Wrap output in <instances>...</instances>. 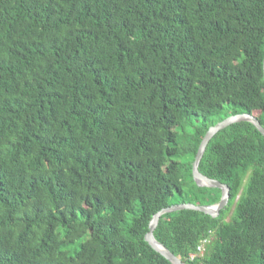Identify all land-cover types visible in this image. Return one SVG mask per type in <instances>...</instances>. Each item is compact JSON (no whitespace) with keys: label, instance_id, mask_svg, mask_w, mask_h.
<instances>
[{"label":"trees","instance_id":"1","mask_svg":"<svg viewBox=\"0 0 264 264\" xmlns=\"http://www.w3.org/2000/svg\"><path fill=\"white\" fill-rule=\"evenodd\" d=\"M263 60L264 0H0V264H173L150 220L220 200L192 163L218 121L264 126ZM198 169L227 206L164 213L155 238L264 264V134L220 129Z\"/></svg>","mask_w":264,"mask_h":264},{"label":"water","instance_id":"2","mask_svg":"<svg viewBox=\"0 0 264 264\" xmlns=\"http://www.w3.org/2000/svg\"><path fill=\"white\" fill-rule=\"evenodd\" d=\"M263 71H264V60H263ZM242 120L252 122L257 127V129L262 134H264V126L261 124L259 119H257V117H255L254 115L250 113H238V114L230 115L218 121L217 123H215L214 125L208 128V130L206 131L205 135L203 136L198 146L197 152L194 157V161L192 163V174H193V179L196 182V184L198 186L220 188L222 191L220 200L217 203L210 204V205H196L193 203H178V204L169 205L168 207L163 208L157 213H155L150 220L149 230L146 233L145 239L152 246L153 249H155L157 252H159L161 255H163L166 259H168L173 264H186V263L183 262L178 256L172 253L166 246H164L162 243H160L155 238L153 232L158 225L159 218L164 213H167L170 211H176L180 209H193V210L204 212L213 217H217L220 213V210H222L223 208L227 206L229 197H230L229 187L225 183H222L217 179L210 178L204 175L203 173H201L198 169V166H199L200 159L210 139L220 129H223L224 127L232 123L239 122Z\"/></svg>","mask_w":264,"mask_h":264},{"label":"built area","instance_id":"3","mask_svg":"<svg viewBox=\"0 0 264 264\" xmlns=\"http://www.w3.org/2000/svg\"><path fill=\"white\" fill-rule=\"evenodd\" d=\"M205 242H207V241H204L203 243H205ZM198 251H199L200 253L203 251V245H200V246L198 247ZM191 258H194V254L191 255Z\"/></svg>","mask_w":264,"mask_h":264},{"label":"rangeland","instance_id":"4","mask_svg":"<svg viewBox=\"0 0 264 264\" xmlns=\"http://www.w3.org/2000/svg\"><path fill=\"white\" fill-rule=\"evenodd\" d=\"M231 214H232V211H230L229 213H228V215H227V219H229V217L231 216Z\"/></svg>","mask_w":264,"mask_h":264}]
</instances>
